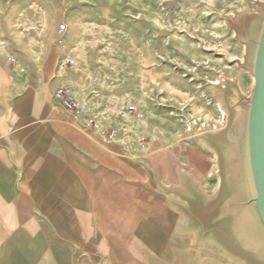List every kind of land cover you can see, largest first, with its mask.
Returning <instances> with one entry per match:
<instances>
[{"label": "crops", "instance_id": "crops-1", "mask_svg": "<svg viewBox=\"0 0 264 264\" xmlns=\"http://www.w3.org/2000/svg\"><path fill=\"white\" fill-rule=\"evenodd\" d=\"M5 56L0 51V264L215 260L202 258L209 238L186 229L170 203L188 184L209 200L217 195L218 160L207 143L105 145L87 113L69 115L54 99L58 65L47 78L45 58L34 59L22 74Z\"/></svg>", "mask_w": 264, "mask_h": 264}, {"label": "rangeland", "instance_id": "rangeland-1", "mask_svg": "<svg viewBox=\"0 0 264 264\" xmlns=\"http://www.w3.org/2000/svg\"><path fill=\"white\" fill-rule=\"evenodd\" d=\"M263 9L264 0H0V51L11 68L9 57L29 69L45 58L47 78L58 65L60 87L88 119L117 130L112 142L209 145L204 135L229 120L220 85L233 79L247 95L253 85L234 27L247 31L245 19ZM201 244L202 258L217 261L196 264H254L214 237Z\"/></svg>", "mask_w": 264, "mask_h": 264}, {"label": "water", "instance_id": "water-1", "mask_svg": "<svg viewBox=\"0 0 264 264\" xmlns=\"http://www.w3.org/2000/svg\"><path fill=\"white\" fill-rule=\"evenodd\" d=\"M245 24L247 31L234 29L247 45L244 61L239 59L238 64L253 78L251 93L226 79L219 88L228 123L221 132L204 135L218 156L217 195L209 200L188 184L189 193L173 190L179 199L170 203L198 239L214 237L254 264H264V9L247 17Z\"/></svg>", "mask_w": 264, "mask_h": 264}, {"label": "built area", "instance_id": "built-area-1", "mask_svg": "<svg viewBox=\"0 0 264 264\" xmlns=\"http://www.w3.org/2000/svg\"><path fill=\"white\" fill-rule=\"evenodd\" d=\"M9 61H11L12 63L16 64L19 67V72L22 74H26L27 69L24 65L20 64L17 59L15 57H9L8 59ZM68 61H71L68 59ZM54 99L60 103V105L67 110L69 113H73L76 112L77 109V104L76 102L73 100L72 96L70 95L69 91L66 88H59L55 91L54 93ZM130 112H133V108H130ZM88 126L90 128H93L95 130H99L102 132V134L107 137L108 141H112L114 140L117 135L118 132L116 129L113 128H103V125L101 123H99L97 120L95 119H89L88 120Z\"/></svg>", "mask_w": 264, "mask_h": 264}, {"label": "bare ground", "instance_id": "bare-ground-1", "mask_svg": "<svg viewBox=\"0 0 264 264\" xmlns=\"http://www.w3.org/2000/svg\"><path fill=\"white\" fill-rule=\"evenodd\" d=\"M225 109V108H224ZM226 110V109H225ZM76 114H80V116H82L83 115V113H81L79 110H77L76 112H75V114H73V115H76Z\"/></svg>", "mask_w": 264, "mask_h": 264}]
</instances>
